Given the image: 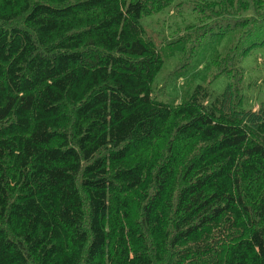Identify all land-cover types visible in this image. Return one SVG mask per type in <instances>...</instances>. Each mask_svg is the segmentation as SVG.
<instances>
[{
    "label": "trees",
    "instance_id": "obj_1",
    "mask_svg": "<svg viewBox=\"0 0 264 264\" xmlns=\"http://www.w3.org/2000/svg\"><path fill=\"white\" fill-rule=\"evenodd\" d=\"M174 1L0 0V264H264V0L195 2L229 83L166 103Z\"/></svg>",
    "mask_w": 264,
    "mask_h": 264
},
{
    "label": "rangeland",
    "instance_id": "obj_2",
    "mask_svg": "<svg viewBox=\"0 0 264 264\" xmlns=\"http://www.w3.org/2000/svg\"><path fill=\"white\" fill-rule=\"evenodd\" d=\"M197 1L215 0H175L141 20L147 36L157 45L164 60L163 69L153 85L155 98L159 101L181 103L196 86L202 85L213 94L221 95L229 83L227 76L215 79L218 69L213 60L221 48L209 39L199 40L195 34L197 22H201L200 15L194 10ZM243 67L246 81L255 83L252 89L256 92L246 94L247 99L264 101V50L255 49L244 60Z\"/></svg>",
    "mask_w": 264,
    "mask_h": 264
}]
</instances>
